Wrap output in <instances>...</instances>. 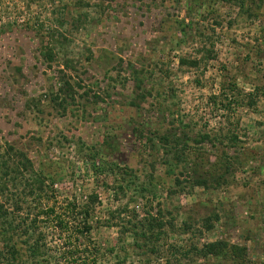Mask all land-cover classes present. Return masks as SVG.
<instances>
[{
  "label": "rangeland",
  "instance_id": "obj_1",
  "mask_svg": "<svg viewBox=\"0 0 264 264\" xmlns=\"http://www.w3.org/2000/svg\"><path fill=\"white\" fill-rule=\"evenodd\" d=\"M14 1L2 0L0 13ZM31 7L63 33L64 46L48 65L41 37L5 17L0 143L26 148L61 203L100 194L91 230L100 264H264V0H35ZM60 69L76 90L64 111L49 103ZM171 127L190 138L186 163L202 167L195 173L167 164L154 146ZM81 143L133 169L149 191L114 201L82 162ZM197 173L206 188L183 181ZM131 200L153 213L161 208L174 227L158 241L136 245L127 235L120 244L116 228L98 220ZM218 240L246 247V256L199 257L202 244Z\"/></svg>",
  "mask_w": 264,
  "mask_h": 264
},
{
  "label": "trees",
  "instance_id": "obj_2",
  "mask_svg": "<svg viewBox=\"0 0 264 264\" xmlns=\"http://www.w3.org/2000/svg\"><path fill=\"white\" fill-rule=\"evenodd\" d=\"M223 1L243 6V0ZM34 2L15 0L12 10H2L0 32L5 29V17L13 16V25L33 30L41 37V57L49 65L58 60L61 53L58 48L64 46L65 38L52 26H46L45 20L35 17L36 13L31 7ZM213 51L212 48L207 49L214 55ZM178 63L197 67L199 62L179 57ZM63 66L66 70L72 69L67 62ZM70 79L68 72L59 70L56 78L58 88L49 96L52 108L64 111L69 101H73L76 90ZM155 137L157 144L154 146H159L169 157L167 164L176 167L186 164L194 173L202 168L196 162L186 163L188 143L185 140H190L186 134L181 137L171 127ZM207 138L204 135L201 139L205 141ZM81 146V152L86 150L81 153V160L91 171L93 181L98 183L101 178L98 188L108 192L114 201L121 202L128 193L143 198L149 191L142 183L136 184L137 177L133 169L109 160L95 145L81 143ZM224 168L228 170V163ZM184 177L183 181H188L192 187L206 188L209 183L207 178L198 173V178ZM174 193L172 190L169 194ZM83 198L79 201L73 196L61 203L55 183L44 170L35 168L26 148L8 142L0 143V264H100L102 253L91 239V230L95 209L101 206L102 201L96 191ZM134 201L122 202L106 209L98 220L101 226L116 228L120 244L125 243L127 235L132 237L136 245L139 240L144 243L158 241L167 235L166 228L171 230L174 227V219L167 218L161 208L153 213L145 204L131 205ZM226 253L233 260H242L247 249L218 240L202 244L197 251L200 258L219 257Z\"/></svg>",
  "mask_w": 264,
  "mask_h": 264
}]
</instances>
